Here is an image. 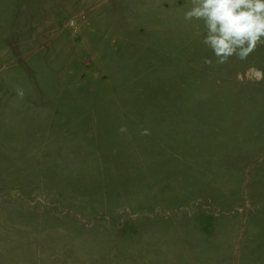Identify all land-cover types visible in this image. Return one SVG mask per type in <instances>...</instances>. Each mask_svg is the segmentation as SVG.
Returning a JSON list of instances; mask_svg holds the SVG:
<instances>
[{
	"label": "rangeland",
	"instance_id": "1",
	"mask_svg": "<svg viewBox=\"0 0 264 264\" xmlns=\"http://www.w3.org/2000/svg\"><path fill=\"white\" fill-rule=\"evenodd\" d=\"M192 5L0 0V264H264V44Z\"/></svg>",
	"mask_w": 264,
	"mask_h": 264
},
{
	"label": "clouds",
	"instance_id": "2",
	"mask_svg": "<svg viewBox=\"0 0 264 264\" xmlns=\"http://www.w3.org/2000/svg\"><path fill=\"white\" fill-rule=\"evenodd\" d=\"M184 20L202 21L201 43L211 50L217 64L231 57L245 60L264 44V0H193ZM206 58L205 63L212 64ZM17 94L23 97L22 89Z\"/></svg>",
	"mask_w": 264,
	"mask_h": 264
}]
</instances>
